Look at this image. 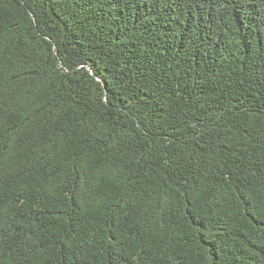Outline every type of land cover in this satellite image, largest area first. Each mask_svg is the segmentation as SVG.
Returning <instances> with one entry per match:
<instances>
[{"label": "trees", "instance_id": "trees-1", "mask_svg": "<svg viewBox=\"0 0 264 264\" xmlns=\"http://www.w3.org/2000/svg\"><path fill=\"white\" fill-rule=\"evenodd\" d=\"M0 264H264V0H0Z\"/></svg>", "mask_w": 264, "mask_h": 264}]
</instances>
